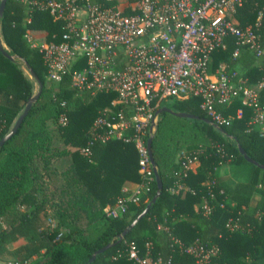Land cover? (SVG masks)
<instances>
[{
    "label": "trees",
    "instance_id": "16d2710c",
    "mask_svg": "<svg viewBox=\"0 0 264 264\" xmlns=\"http://www.w3.org/2000/svg\"><path fill=\"white\" fill-rule=\"evenodd\" d=\"M261 10L264 0H244L237 10L238 22L255 24ZM64 25L47 9L24 0H7L0 17L2 38L10 53L18 56L12 60L0 51V140L34 94L32 80L41 90L18 131L0 146V258L9 243L20 237L26 240L5 264H82L109 242L115 243L90 264H138L129 257L132 243L141 256L170 260V264H196L194 256L182 248L193 243L218 247L208 264H264V168L246 160L238 149L241 144L250 157L264 164V136L259 124L252 122V108L239 97L216 104L233 116L229 124L220 125L221 130L202 120L209 116L199 97L170 98L172 108L200 119L167 111L160 115L151 148L162 192L119 240L155 195L157 182L154 177L150 190L133 200L144 180L134 141L102 140L93 134L95 118L116 98L115 92L79 91L70 73L59 81L48 77L43 54L33 40L44 32L47 41L59 42ZM257 31L264 42V23ZM234 47L231 37L226 48L213 50L210 70L224 63L250 84L264 79V57L256 56L247 45L235 57ZM23 65L35 78L26 75ZM258 93L264 103V88ZM239 108L240 117L236 115ZM120 110L126 118L133 114L131 105L123 104ZM62 115L68 117L65 124L60 122ZM110 116L116 120L117 114ZM52 120L57 122L56 130L50 128ZM132 131L130 126L128 132ZM55 138L60 139L61 149L53 145ZM187 139L192 142L182 153L179 142ZM184 154L198 158L195 170L184 169ZM227 162L245 164L246 178L221 179L218 168ZM172 171L179 174L174 176ZM177 182L187 188L174 191ZM120 198L126 210L110 215L107 209ZM206 203L211 206L209 212ZM229 218L238 226L230 228Z\"/></svg>",
    "mask_w": 264,
    "mask_h": 264
},
{
    "label": "built area",
    "instance_id": "2783aa9c",
    "mask_svg": "<svg viewBox=\"0 0 264 264\" xmlns=\"http://www.w3.org/2000/svg\"><path fill=\"white\" fill-rule=\"evenodd\" d=\"M24 1L47 9L55 19L65 22L59 42L44 39L37 44L49 78L59 81L70 73L72 84L79 91L117 94L95 118L92 128L93 134L102 140L134 141L144 180L134 191L133 200L137 201L142 191L150 190L155 177L148 138L153 130L152 122H157L155 107L163 100L197 96L209 118L223 125L229 124L233 116L224 114L216 104L239 97L252 108V122L259 124L264 136V103L258 93L264 88V79L250 84L238 70L224 63L214 70L209 67L213 50L226 48L231 37L235 38V57L243 45L254 50L256 56L264 57V42L257 31L264 23L263 10L255 24L241 26L235 17L244 0ZM127 8L134 12L127 13ZM78 64L80 68L72 69ZM123 104L133 107L129 118L120 110ZM111 114H117L116 120H111ZM242 114L239 108L236 115ZM67 121V115H62L60 122ZM196 162V156L184 154L185 170L192 169ZM184 188L179 183V190ZM126 207L120 198L116 206L107 210L117 216ZM205 209L209 212L211 206L206 203ZM227 225L237 227L238 222L229 218ZM182 248L194 256L196 264H208L218 251L216 245L201 243ZM129 257L138 264H170V260L141 256L134 243L130 245Z\"/></svg>",
    "mask_w": 264,
    "mask_h": 264
},
{
    "label": "water",
    "instance_id": "95a60500",
    "mask_svg": "<svg viewBox=\"0 0 264 264\" xmlns=\"http://www.w3.org/2000/svg\"><path fill=\"white\" fill-rule=\"evenodd\" d=\"M6 2L7 0H1L0 2V17L3 15L4 10H5V6H6ZM0 51L7 56L8 58L15 60L16 58H18V56L16 54H12L9 51L8 46L6 45V43L4 42L2 35H1V26H0ZM31 77L35 78V73L31 70L30 71ZM40 86H42V83H40ZM41 93V90L39 89L36 93H34L30 99L28 100V102L26 103L25 107L23 108V110L21 111V113L18 115V117L15 119L13 125L11 126L10 130L8 133H6L0 140V146L3 145L8 139H10L20 128L22 122L24 121L25 117L27 116L29 110L31 109L33 103L39 98ZM164 111L170 112L176 116L179 117H186V118H192V119H200V117L196 114L187 112V111H183V110H176L170 106L167 105H162L158 110H156V116H159L160 114H162ZM202 120H204L205 122L210 123L214 128L221 130V126L216 123L214 120H212L209 117H204L202 118ZM152 133L150 134L149 138H148V147H149V154H150V161L151 164L153 166V170H154V174H155V179L157 182V190L155 195L152 197V199L150 200V202L145 206V208L132 220V222L123 230V232L120 234L119 240H121L124 235L142 218L144 217L148 211L151 208V205L153 203L156 202L157 198L161 195L162 192V188H163V182L161 179V176L159 174V170L158 167L156 165L154 156H153V152H152V141L153 138L155 136L156 133V128H157V122L153 121L152 122ZM238 149L240 151L241 154H243L244 158L246 160H248L249 162H252L262 168H264V164L259 163L258 161L254 160L252 157L249 156V154L247 153V151L244 149V147L241 144H238ZM115 242H109L105 245H103L102 247L98 248L93 254L92 256L84 263L82 264H90L95 257L97 256V254L105 251L106 249H108L109 247H111Z\"/></svg>",
    "mask_w": 264,
    "mask_h": 264
},
{
    "label": "rangeland",
    "instance_id": "374dc122",
    "mask_svg": "<svg viewBox=\"0 0 264 264\" xmlns=\"http://www.w3.org/2000/svg\"><path fill=\"white\" fill-rule=\"evenodd\" d=\"M45 39V33L44 32H42V33H39V34H37L36 35V37H34V44H40L41 42H43V40ZM23 67V69H24V71H25V73H26V75L28 76V77H30V79H31V74L29 73V71L27 70V68L23 65L22 66ZM32 84H33V92L34 93H36L37 91H38V84L35 82V81H33L32 80ZM165 102H163V105H165L166 103H169V102H171V100H170V98L169 99H167V100H164ZM158 121V120H157ZM51 126H50V128L52 129V130H56V126H57V122H56V120H52V122H51V124H50ZM54 134H55V132H54ZM192 141L191 140H189V139H187V140H181L180 142H179V145H182V148H181V150H182V153L183 152H186L185 150H183V149H185V146H187L186 144H188V143H191ZM53 145L54 146H56V148H59V149H61L62 147H63V145H62V143H61V141H60V139L59 138H55L54 139V141H53ZM190 146V145H189ZM189 146H187L188 148H189ZM180 150V151H181ZM58 162H60L59 160H58ZM62 162V161H61ZM60 162V163H61ZM240 165H235L234 163H230V162H227V163H225L222 167L223 168H225L227 171H231L230 173H231V176H232V178L231 179H237V178H239V176L237 175V172L239 171V169H240V167H239ZM247 176V175H246ZM22 241H24V243H25V239L24 238H22V237H20L19 239H17V240H15V241H13V242H11V243H9L8 244V248H7V250L3 253V255L1 256V258H0V264H5V263H10L9 261L13 258V257H15L14 255V252H15V249L18 247V246H20L21 244H19L20 242H22ZM24 243H22V244H24Z\"/></svg>",
    "mask_w": 264,
    "mask_h": 264
},
{
    "label": "crops",
    "instance_id": "0c3cea01",
    "mask_svg": "<svg viewBox=\"0 0 264 264\" xmlns=\"http://www.w3.org/2000/svg\"><path fill=\"white\" fill-rule=\"evenodd\" d=\"M235 19L238 20L237 16L235 17ZM164 102H165V101H164ZM162 105H163V103H162ZM165 105L170 106V105H171V102L166 103ZM170 107H171V106H170ZM160 115H161V114H160ZM160 115L157 116V120L159 119ZM198 164H199V162L194 163L193 166H192V169L195 170L196 167L198 166ZM235 165H236V164H235ZM237 165H240V166H239L240 169H239V171L237 172V175L239 176V178H237V179H231V178H232L231 173H230L231 171H230V172L227 171V170H226L225 168H223L222 166H221L220 168H218V172H219V174H220V178H221V179H227V180H243V179H245V178H246V175H247V169H248L247 166H246L245 164H237ZM171 173H172L174 176H176V175L179 174L178 172H175V171H172ZM179 183H182V182H177V185H176L175 188L173 189L174 191H178V190H179ZM186 188H187V187L185 186L184 189H186ZM184 189H183V191H184ZM22 243H24V241L20 242L19 244L22 245Z\"/></svg>",
    "mask_w": 264,
    "mask_h": 264
}]
</instances>
